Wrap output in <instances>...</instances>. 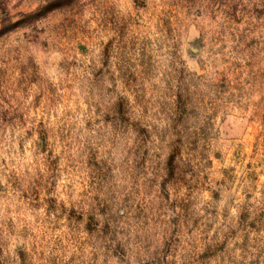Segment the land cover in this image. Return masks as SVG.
Masks as SVG:
<instances>
[{"label": "rangeland", "instance_id": "obj_1", "mask_svg": "<svg viewBox=\"0 0 264 264\" xmlns=\"http://www.w3.org/2000/svg\"><path fill=\"white\" fill-rule=\"evenodd\" d=\"M0 264H264V0H0Z\"/></svg>", "mask_w": 264, "mask_h": 264}]
</instances>
